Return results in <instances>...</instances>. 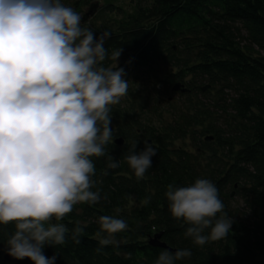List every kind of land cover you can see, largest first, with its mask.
I'll return each instance as SVG.
<instances>
[{
    "label": "trees",
    "instance_id": "obj_1",
    "mask_svg": "<svg viewBox=\"0 0 264 264\" xmlns=\"http://www.w3.org/2000/svg\"><path fill=\"white\" fill-rule=\"evenodd\" d=\"M151 1L134 23L110 31L104 48L109 56L122 49L120 56L132 68L150 66L156 57H163L178 68L168 79L175 83L173 88L180 84L183 92L189 91L183 86L187 75L221 86V91H232L230 131L217 132L211 142L206 138V149L213 153L217 165L202 172L201 161L194 154L174 145L180 136L146 124L130 109L112 106L113 142L106 145L105 156L92 158L96 183L91 190L99 189L101 199L95 204L78 203L61 221L53 219L65 224L69 232L63 245H45L43 254L49 258L55 255V264H155L162 250L174 253L188 249L192 255L175 264H264V0ZM100 35L94 33L97 38ZM183 52H192L195 59H183ZM113 63L111 59L104 62L108 67ZM224 104L219 106L224 108ZM119 139L122 144L117 143ZM145 141L153 144L157 153L144 177L137 179L124 157L133 144L137 153L142 151ZM107 155L120 166L108 169ZM196 179H208L216 185L224 212L233 220L225 238L203 246L185 236L189 225L171 215L165 196L169 184L188 186ZM235 195L254 217L252 223L236 214ZM107 215L128 225L115 234L119 248L101 247L95 235L100 228L98 218ZM77 222L87 224L80 243L72 238ZM14 231V223L0 225V247L7 249L6 242ZM159 233L168 248L151 244ZM10 257L14 264H33L28 258Z\"/></svg>",
    "mask_w": 264,
    "mask_h": 264
},
{
    "label": "clouds",
    "instance_id": "obj_2",
    "mask_svg": "<svg viewBox=\"0 0 264 264\" xmlns=\"http://www.w3.org/2000/svg\"><path fill=\"white\" fill-rule=\"evenodd\" d=\"M81 18L61 0H0V225L15 226L6 242L8 255L33 264H55L56 256L46 257L43 248L65 243L69 229L53 219L61 221L78 203L101 199L99 189L91 190L92 158L105 156L113 142L112 106L129 89L124 69L117 67L122 49L109 56L104 42L111 33L97 38L81 26ZM107 59L115 66H105ZM135 149L133 144L124 159L140 179L157 150L147 141L142 151ZM107 161L108 169L120 166L111 155ZM165 196L171 215L189 225L185 236L193 244L229 234L233 220L210 180L169 184ZM98 224L100 246L119 248L115 234L127 223L107 215ZM86 227L77 222L71 230L76 243ZM191 255L188 249L162 250L155 264Z\"/></svg>",
    "mask_w": 264,
    "mask_h": 264
},
{
    "label": "rangeland",
    "instance_id": "obj_3",
    "mask_svg": "<svg viewBox=\"0 0 264 264\" xmlns=\"http://www.w3.org/2000/svg\"><path fill=\"white\" fill-rule=\"evenodd\" d=\"M61 2L78 12L82 16L81 26L90 28L93 33L116 32L127 27L140 17L142 9L152 4L151 0H61ZM92 5L96 7L91 11ZM85 15L86 18L83 20ZM180 57L195 59L192 52L191 54L183 52ZM114 66L115 62L109 67ZM117 67L124 69V79L129 81L128 94L121 98L118 105L130 109L134 117H142L146 124L168 130L173 136H180L174 145L194 154V157L201 161L202 172H208L212 165H217L213 160V153L206 149L209 142L206 138H214L219 131L224 133L230 131L229 124L234 115L231 106H228L231 97L234 96L230 89L221 91V86L213 87L208 81H198L192 75H187L183 86L189 91H174L175 83H172L168 76L171 72L178 71V68L169 64L163 57H156L150 66L132 68L126 64L123 56H119ZM160 80H165L166 83L159 82ZM207 85L209 88L202 90ZM221 103L227 111H223L224 108L219 106ZM233 206L241 218L248 219L251 223L255 220L237 195L233 199ZM7 254V249L0 247V264H14L11 257L6 259Z\"/></svg>",
    "mask_w": 264,
    "mask_h": 264
},
{
    "label": "water",
    "instance_id": "obj_4",
    "mask_svg": "<svg viewBox=\"0 0 264 264\" xmlns=\"http://www.w3.org/2000/svg\"><path fill=\"white\" fill-rule=\"evenodd\" d=\"M95 7H96V5H93V6L91 7V11L94 10ZM85 18H86V15H85V17L83 18V20H85ZM180 87H181V85H180V84H177V85L174 86L173 89H174L175 91H178V90L180 89ZM183 91H184V89H183ZM211 139H212V137H208V138H207V140H211ZM117 143H118V144H122V143H123V140H122V139H119V140H117ZM161 236H162L161 233L156 234L155 237L153 238V240L151 241V244L154 245V246H159V247H165V248H168L167 244L161 241ZM6 259H10V255L7 254V255H6Z\"/></svg>",
    "mask_w": 264,
    "mask_h": 264
}]
</instances>
